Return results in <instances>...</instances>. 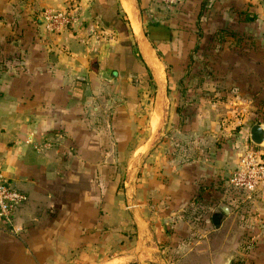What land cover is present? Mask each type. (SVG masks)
Listing matches in <instances>:
<instances>
[{
	"label": "crops",
	"instance_id": "0c3cea01",
	"mask_svg": "<svg viewBox=\"0 0 264 264\" xmlns=\"http://www.w3.org/2000/svg\"><path fill=\"white\" fill-rule=\"evenodd\" d=\"M263 60L261 0H0V264H264V186L226 187Z\"/></svg>",
	"mask_w": 264,
	"mask_h": 264
},
{
	"label": "built area",
	"instance_id": "2783aa9c",
	"mask_svg": "<svg viewBox=\"0 0 264 264\" xmlns=\"http://www.w3.org/2000/svg\"><path fill=\"white\" fill-rule=\"evenodd\" d=\"M165 7L177 5L178 0H159ZM44 30L51 35H60L71 26L72 19L64 13L43 10L39 13ZM261 147L249 143L239 158L236 168L231 170L226 181L229 191L241 197H251L264 186V153ZM26 201L25 195L13 189L0 171V220L9 228H13V215L17 207Z\"/></svg>",
	"mask_w": 264,
	"mask_h": 264
},
{
	"label": "rangeland",
	"instance_id": "374dc122",
	"mask_svg": "<svg viewBox=\"0 0 264 264\" xmlns=\"http://www.w3.org/2000/svg\"><path fill=\"white\" fill-rule=\"evenodd\" d=\"M245 67L252 68L253 67V63H251L250 61H246ZM255 69H256V72L260 70L262 72L261 75H257V76L250 75V76H247L246 78L245 77H241V79H242V82H246L243 85V87L246 88V90L248 92L251 93L253 88H255L256 91H257L256 94H260L261 95V98H260L261 100L256 102L258 105H256L255 107L257 109L258 106H261V111H262L261 113H262V116H263L262 120L264 122V60L261 62V65L256 63ZM253 85H255V87ZM251 94H253V93H251ZM261 124H262V126H264V123H261ZM259 149H262V148H259ZM262 151H264V148L262 149ZM126 263H129V261L128 262L126 261ZM150 263L151 264H156L157 262L150 261ZM110 264H112V263H110ZM113 264H121V262H113Z\"/></svg>",
	"mask_w": 264,
	"mask_h": 264
},
{
	"label": "water",
	"instance_id": "95a60500",
	"mask_svg": "<svg viewBox=\"0 0 264 264\" xmlns=\"http://www.w3.org/2000/svg\"><path fill=\"white\" fill-rule=\"evenodd\" d=\"M249 143L256 147H264V128L260 124H255L250 128ZM228 213L229 209L226 206H220L212 213L211 223L215 229L220 227L221 222Z\"/></svg>",
	"mask_w": 264,
	"mask_h": 264
}]
</instances>
